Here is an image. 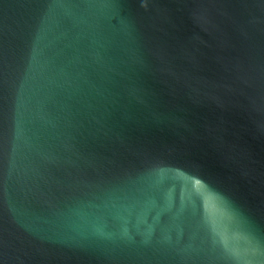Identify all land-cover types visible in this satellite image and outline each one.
Masks as SVG:
<instances>
[{
	"label": "water",
	"instance_id": "1",
	"mask_svg": "<svg viewBox=\"0 0 264 264\" xmlns=\"http://www.w3.org/2000/svg\"><path fill=\"white\" fill-rule=\"evenodd\" d=\"M0 264H264V0H0Z\"/></svg>",
	"mask_w": 264,
	"mask_h": 264
}]
</instances>
